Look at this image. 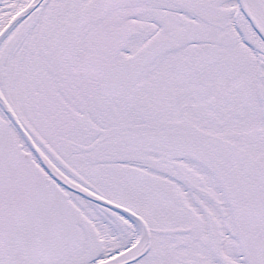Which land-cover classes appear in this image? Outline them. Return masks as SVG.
<instances>
[{
	"label": "snow or ice",
	"instance_id": "6c2138e0",
	"mask_svg": "<svg viewBox=\"0 0 264 264\" xmlns=\"http://www.w3.org/2000/svg\"><path fill=\"white\" fill-rule=\"evenodd\" d=\"M0 264H264V0H0Z\"/></svg>",
	"mask_w": 264,
	"mask_h": 264
}]
</instances>
